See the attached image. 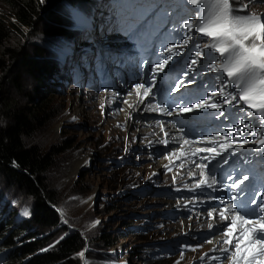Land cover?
Wrapping results in <instances>:
<instances>
[{
    "label": "rangeland",
    "instance_id": "1",
    "mask_svg": "<svg viewBox=\"0 0 264 264\" xmlns=\"http://www.w3.org/2000/svg\"><path fill=\"white\" fill-rule=\"evenodd\" d=\"M86 2L64 1L51 11L58 10L59 15L71 22L91 21L93 19L90 14H85L77 8L78 6L88 9ZM241 3L250 4L247 9L241 11L264 14V0H241ZM103 8L100 7L101 13ZM131 24L135 29L145 31L149 29L141 23ZM42 28L41 25L36 29H24L23 34L15 35L8 43L13 44L12 42L19 38L23 46L21 49L29 58H33L34 52L36 53L35 48L44 46L45 40H52L45 39L46 37L41 33ZM115 35L116 32L109 34L108 39L114 38ZM81 40L79 45L87 44L84 38ZM112 42L121 44L115 39ZM67 43L63 39H57L56 46L53 45L54 54L60 61L65 59L62 57L68 51L74 52L76 49V46H73L75 39L72 38L59 54L61 47ZM105 43H109L108 40ZM50 45L52 46V42L47 44V48ZM84 49L80 54L75 53L73 57H67L65 66H57V80L49 86L52 95L45 97L48 107L44 113L47 120L26 138L29 145L39 146L42 150H49L54 146L63 148L47 174L56 198L54 207L57 208L62 224L66 226L64 231L59 230L55 240L61 239L69 231H79L87 239L88 250L95 252L94 255L90 252L86 254L82 258V264H125V261L128 264L144 262L177 264V261L179 264H189L191 261L192 264H200L197 259L208 251L206 247L201 253H197V250H185L183 256L178 250H175L176 254L171 256L159 252L166 242H169L168 245L174 249L181 245L178 237L182 232L179 221L184 218L178 214L171 215V212L175 213L176 210L173 201L159 195L155 196L153 193L155 185L166 186L170 183V177L161 174L162 170L160 171L158 163L160 157L153 162L146 154L147 143L142 129L143 123L151 121L152 116L142 108L136 110L141 117L140 120L137 118L133 120L134 112L128 115L125 111L124 113L115 111L111 115L108 108L113 103L99 99V94L88 91L84 84L78 88L75 82L76 68L70 71L72 78L66 69L67 64L72 60H75L72 68L77 66L78 61L80 64L84 62ZM101 51L102 45L92 50L89 55L95 52L101 54ZM50 58L53 60L52 56ZM35 59L40 60V58ZM27 69L29 68L24 66L18 67L15 75L19 76L23 88L20 92H12L10 96L15 100L16 105L25 104L32 107L36 99L45 96L48 86H41V94L34 93L38 82L30 72H27ZM87 76L88 74L85 75ZM102 104L105 106L103 109ZM121 106L125 107L122 104ZM75 108L79 109L76 113ZM6 115L4 113V117ZM163 120L165 121L166 118ZM125 147H129V151L125 152ZM241 147L246 148V145ZM153 171L155 175L151 174ZM142 187H145L144 194L139 192ZM148 187L151 189L148 190ZM0 196V218L9 219L8 212L12 207L16 209V215L13 216L14 223L30 216L31 207L24 204L26 198L13 189L6 188L3 183H0ZM25 212L28 215H24ZM96 221L100 223L95 224ZM201 226L202 224L199 228ZM104 229H109L108 233L114 234L112 237L117 239L116 244L96 248L91 241L93 238H99L100 231ZM190 236L191 234L186 235V238L189 239ZM197 243L199 239L195 238L194 244L188 245L194 247ZM149 246L159 253L160 259L146 249Z\"/></svg>",
    "mask_w": 264,
    "mask_h": 264
},
{
    "label": "snow or ice",
    "instance_id": "2",
    "mask_svg": "<svg viewBox=\"0 0 264 264\" xmlns=\"http://www.w3.org/2000/svg\"><path fill=\"white\" fill-rule=\"evenodd\" d=\"M44 2L45 0H40L41 4ZM185 3L192 6L189 12L191 18L182 25L187 38L182 37L183 43L180 45H170L164 48L163 51L169 55L162 63H157L152 67L151 84L146 87L144 83H137L135 89L138 94L139 90L142 89L143 97L155 99L157 74L165 70V66L173 61L174 55H179L185 47L192 45L196 48V51L191 64L188 65L189 69H194L198 64L201 67L206 66L212 73L216 74L215 78L220 81L218 91H213L210 95L206 93L207 99H200L198 103L191 104L190 107L183 106V102H181L173 108L162 100L155 106L149 105L147 111L159 112L171 117L174 114L189 113L193 109H221L224 106H230L233 110H238L242 114L248 113L252 118L248 119L246 117L239 120L238 123L234 122V127L227 129L229 133H235L234 138H230L228 135L219 136V134L217 136L202 137L199 143H214L218 139L223 142L219 143L218 150L215 146H212L197 148L193 151L191 153L192 159L188 161L191 165V170L187 172L190 183H185L182 188L177 187L175 190L177 192L187 191L193 194L192 200H184V207L187 208L190 205L195 206L197 204H204L208 207L209 210L206 213L209 218L208 229L218 230L217 226L221 221H230L222 234L224 247L219 249L221 256H224L230 252L228 246L234 245L235 250L227 256L229 264H264V193L257 194L261 197L259 201L251 197H245L241 201L244 192L241 186L249 180L248 176L236 180L228 176L227 179L232 182L222 184V181H218L216 175L211 174L212 166L217 162V157L225 165L228 164L229 161L224 158L223 154L227 153L235 144L241 146L249 144L250 141L247 138L249 135L260 136L261 138L255 143L259 144L261 149H264V14L257 15L241 11L250 6V4L241 3V0H212V15L202 22V16L200 15L201 0H185ZM193 13L197 15L193 16ZM201 40L215 42H205L203 47H200L198 42ZM202 57L203 59H201ZM209 58L214 60L215 63H209ZM185 75L189 84L195 83L190 75L187 73ZM183 86V82L178 83L171 91L177 92ZM143 97H141L140 103L144 102ZM215 97H224L223 104L210 103ZM104 107L102 104L101 108ZM129 107L133 106L129 105ZM224 115L221 112V116ZM253 120H256L261 127H256ZM156 123L160 126V131L167 137L159 141L165 146V151L173 141L181 140V147L192 143L185 138L187 135L185 129L183 127L177 128L176 123H172L171 127L180 134L178 137L170 136L165 131V122L156 121ZM151 143L150 141L149 144ZM124 150L125 152L129 151V147H125ZM201 153L207 155H201ZM168 171H171V169L169 168ZM172 181L174 185L177 183L175 175L172 177ZM209 189L212 192L219 193V195H212L208 191ZM222 189L236 191L234 195L228 196L227 192H223ZM198 196H206L207 199L198 200ZM225 196H228L227 200L224 199ZM214 201H220L224 206L220 207L219 204L213 206L211 202ZM249 204L252 207H248ZM177 207H180V201H177ZM250 214L255 215V218L249 219ZM24 215H28V213L25 212ZM188 218L192 219V217ZM99 223L100 221L95 222V224ZM237 231H239V234L234 235ZM210 234H214V232ZM206 243L213 244L214 241L209 239ZM201 246L197 245L196 247ZM47 250L44 249V251ZM185 250L195 251L196 248L187 244L184 245L181 249V256L184 255ZM85 255L86 250L81 251L78 257L83 258ZM205 258H207V254L201 259ZM219 259V256L212 257L213 262ZM125 264H128V262L125 261ZM177 264H179L178 261Z\"/></svg>",
    "mask_w": 264,
    "mask_h": 264
},
{
    "label": "trees",
    "instance_id": "3",
    "mask_svg": "<svg viewBox=\"0 0 264 264\" xmlns=\"http://www.w3.org/2000/svg\"><path fill=\"white\" fill-rule=\"evenodd\" d=\"M53 2L45 0L41 4L40 0H0V183L21 194L26 198L24 204L31 207L30 216L20 222H13L16 215L14 207L8 212L9 219L0 218L2 264H82L78 254L85 250L86 254L90 252L87 239L79 231H69L63 239L55 240L59 230L64 231L66 226L51 207L55 206L56 198L47 174L62 147L42 150L26 142L27 136L47 120L45 97L52 95L49 86L56 81L58 72L53 45L56 46L57 39L72 35L67 28L70 22L59 15L58 10L51 11ZM41 25L44 38L52 40H45L44 46L35 48L36 53L33 49V58L21 49L23 46L19 38L13 44L8 43L15 35L23 34L24 29H36ZM49 42L52 46L47 48ZM19 66L29 68L27 72L38 82L34 93L39 95L43 85L48 86L45 96L36 99L32 107L16 105L10 96L23 88L19 76L15 75ZM108 230H101L100 237L92 239L96 248L116 244L117 239ZM146 249L161 258L151 246ZM90 253L94 255L95 252Z\"/></svg>",
    "mask_w": 264,
    "mask_h": 264
},
{
    "label": "bare ground",
    "instance_id": "4",
    "mask_svg": "<svg viewBox=\"0 0 264 264\" xmlns=\"http://www.w3.org/2000/svg\"><path fill=\"white\" fill-rule=\"evenodd\" d=\"M64 1H66V0L55 1L51 5V6H53L51 9L57 7L58 5L63 3ZM85 1H87V0H85ZM99 55H100L99 52H95L94 54H91L88 56L89 65L87 66V68L85 70L80 72V76L78 75L80 68H76L74 70L75 71V82L77 84H81V83L85 84L87 82V77H85V75L89 74L95 68L96 63L98 62L97 57ZM62 58L64 59L65 55ZM102 70L105 71L107 69L103 68ZM129 93H131V95H129ZM141 97H143V90L142 89L139 90V94L137 93V90L135 89L134 91H129L128 93H126L124 95L113 96V98L116 101H118L123 106H125L129 111H131V110L133 111L134 109L138 110L140 108L147 110V107L149 105L155 106L154 103L152 104L151 99H149L147 97H143L144 102L140 103ZM125 101H127V103H125ZM129 105H132L133 107L130 108ZM78 111H79V109L75 108V113ZM148 112L152 116L150 118L151 121L143 123L142 131H143V136H144L146 142L149 143L151 141L152 142L151 144H153L157 136L163 137L161 135H164V133L160 131V126L156 123V121H162L163 122L164 121L163 118H168L169 116H166V115L161 114L159 112H150V111H148ZM71 115H72V112H71ZM165 131H167L170 136H173V135H176L177 137L179 136V135H177V133L173 134L174 131L169 129V128H165ZM173 142L175 144H177V141H173ZM190 153H192V148H189L186 145L181 147V144H180V145L174 146L173 148H170L167 152H164L162 154L163 157L158 163H159V166L169 164V166L172 170L171 176H170L171 182H173L172 177L174 175L176 177H180V182L186 176V174H187L186 166L189 164L188 161L192 159ZM165 157H167V159H165ZM176 158H183L185 160V163L183 164L182 162H177ZM85 161H86V158H85ZM182 165H183V167H182ZM194 213H195V210L189 212L188 217H192V219H189L187 217L186 219L182 220L181 222L179 221L180 230H182L184 232H192L193 230L199 228V226L202 224V219L200 217L196 218V216H194ZM226 228L227 227H225L224 229H226ZM224 229H222L220 234L214 235V237L211 239L214 241V243L209 244L210 246H214V245L224 246L222 243V234H223ZM236 233H234V235H236Z\"/></svg>",
    "mask_w": 264,
    "mask_h": 264
},
{
    "label": "clouds",
    "instance_id": "5",
    "mask_svg": "<svg viewBox=\"0 0 264 264\" xmlns=\"http://www.w3.org/2000/svg\"><path fill=\"white\" fill-rule=\"evenodd\" d=\"M151 161H153V162H155L157 159H155V160H152V159H150ZM154 173V171L151 173V174H153ZM143 184V183H142ZM142 189H144L145 190V187H142ZM193 236V235H192Z\"/></svg>",
    "mask_w": 264,
    "mask_h": 264
},
{
    "label": "water",
    "instance_id": "6",
    "mask_svg": "<svg viewBox=\"0 0 264 264\" xmlns=\"http://www.w3.org/2000/svg\"><path fill=\"white\" fill-rule=\"evenodd\" d=\"M55 1H58V0H54V2H55ZM54 2H53V3H54ZM53 3H52V4H53ZM51 7H52V6H51Z\"/></svg>",
    "mask_w": 264,
    "mask_h": 264
}]
</instances>
